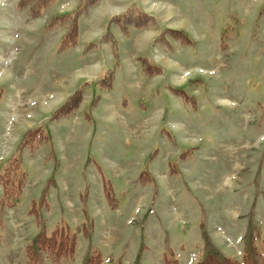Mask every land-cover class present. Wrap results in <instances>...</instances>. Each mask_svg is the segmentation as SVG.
<instances>
[{
  "label": "rangeland",
  "instance_id": "rangeland-1",
  "mask_svg": "<svg viewBox=\"0 0 264 264\" xmlns=\"http://www.w3.org/2000/svg\"><path fill=\"white\" fill-rule=\"evenodd\" d=\"M22 1L0 0V163L46 139L16 199L0 184V264H52L37 238L57 225L59 264H264V0H48L35 19Z\"/></svg>",
  "mask_w": 264,
  "mask_h": 264
},
{
  "label": "trees",
  "instance_id": "trees-1",
  "mask_svg": "<svg viewBox=\"0 0 264 264\" xmlns=\"http://www.w3.org/2000/svg\"><path fill=\"white\" fill-rule=\"evenodd\" d=\"M44 1V4L41 3ZM48 0H39L38 9L37 6L30 10V17L36 18L40 15V9L46 6H50ZM97 0H88V6L92 5ZM31 0H23L18 6L22 9H29ZM41 3V5H40ZM77 10L76 12H78ZM37 15V16H36ZM75 17L72 24L69 26L67 32L60 39L59 49L60 52L71 48V46L76 45L78 40V32ZM169 31V36L177 39L183 40L181 31ZM180 37V38H179ZM182 38V39H181ZM113 56L117 57V53L113 48ZM82 99V92L80 88H77L73 94L66 99V101L51 115V120L58 119L64 116L72 114L74 109L78 106V103ZM46 139L44 132L42 131L40 125L32 128L22 134L19 140L18 149L13 152L6 160L0 163V184L1 191L3 193L4 200H10L12 198L16 199L21 191L22 183L25 179L24 167L22 166L21 152L26 149L31 152L34 147ZM37 245L39 251L46 254L52 264H59L63 259H70L75 253V235L66 225H57V227L50 233L49 236L41 234L37 238ZM86 264H102V256L100 253L95 252L87 260ZM169 264V263H168ZM172 264H177L176 262ZM196 264H242L235 260L223 259L221 261L215 260L213 258H207L205 261Z\"/></svg>",
  "mask_w": 264,
  "mask_h": 264
},
{
  "label": "crops",
  "instance_id": "crops-1",
  "mask_svg": "<svg viewBox=\"0 0 264 264\" xmlns=\"http://www.w3.org/2000/svg\"><path fill=\"white\" fill-rule=\"evenodd\" d=\"M63 1H65L66 3H68V2H71V1H75L76 2V4L75 5H79L80 4V1L78 0V2H79V4H77L78 2H77V0H56V2H55V4L53 5V7H55V5H57V4H60L61 2H63ZM105 1H107V0H97L96 2H94L92 5H89L88 7H86V9H89V8H94V7H96V6H98V5H101V3L103 4ZM86 5V4H85ZM77 6H75L74 8L77 10ZM130 4L128 5V6H126V8L124 9V10H122L121 11V13H123V12H126V11H128L129 9H130ZM74 10V9H73ZM118 13V12H117ZM120 13V12H119ZM144 13V12H143ZM79 31V30H78ZM77 31V32H78ZM78 35H79V33H78ZM79 38H80V35L78 36ZM60 41V40H59ZM78 42V44H79V39L77 40ZM77 44V45H78ZM162 65V64H161ZM87 85V84H86ZM177 85H179V83H177ZM56 99H54V100H52L51 102L53 103L54 101H55ZM48 105H50V104H48L47 103V106Z\"/></svg>",
  "mask_w": 264,
  "mask_h": 264
}]
</instances>
